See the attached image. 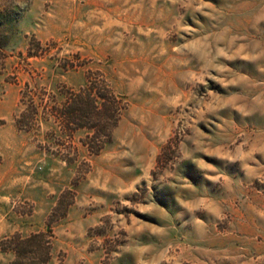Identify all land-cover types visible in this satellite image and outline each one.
Here are the masks:
<instances>
[{
	"label": "rangeland",
	"instance_id": "374dc122",
	"mask_svg": "<svg viewBox=\"0 0 264 264\" xmlns=\"http://www.w3.org/2000/svg\"><path fill=\"white\" fill-rule=\"evenodd\" d=\"M88 87L115 126L67 116ZM34 235L40 264H264V0H0V264Z\"/></svg>",
	"mask_w": 264,
	"mask_h": 264
},
{
	"label": "trees",
	"instance_id": "16d2710c",
	"mask_svg": "<svg viewBox=\"0 0 264 264\" xmlns=\"http://www.w3.org/2000/svg\"><path fill=\"white\" fill-rule=\"evenodd\" d=\"M90 89L89 87L85 91L87 94H76L73 95V107L67 112V116H72V121H93L98 117L99 121H102L107 118H103V116H112V120L114 122L113 126L116 125L117 121L115 120L114 111L110 109L109 104L104 103L101 104L100 101H107V97L105 94H101L100 92ZM113 112V114H112ZM74 117V118H73ZM111 119V118H110ZM109 122V121H108ZM81 128L84 126L83 122L79 125ZM99 126L98 122L96 125L92 126L91 129L97 128ZM99 138V137H98ZM99 140L95 137L93 141V145H99ZM43 235H34L27 239H24L20 242V248L23 257L27 256L29 258V262L25 264H40L41 261H44L43 255H47L48 249L44 248L43 244ZM45 251V252H44ZM39 261V262H38Z\"/></svg>",
	"mask_w": 264,
	"mask_h": 264
}]
</instances>
